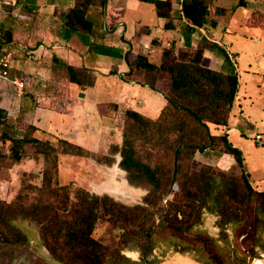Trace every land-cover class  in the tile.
Masks as SVG:
<instances>
[{"label":"trees","instance_id":"16d2710c","mask_svg":"<svg viewBox=\"0 0 264 264\" xmlns=\"http://www.w3.org/2000/svg\"><path fill=\"white\" fill-rule=\"evenodd\" d=\"M143 1L154 3L158 15L167 18L165 7L169 6L168 0ZM180 2L178 23L185 37L186 47H191L190 35L207 23L210 11L206 0ZM90 4L100 5L104 12L107 0L78 1L65 13L66 25L93 33L95 23L87 14ZM212 24L215 25V21ZM164 26L173 28L175 25L168 20ZM261 27L264 28V25ZM1 46L2 44L0 55ZM223 54L228 65L220 69L202 64V47H197L193 53L185 52L181 57L174 42L163 49L159 64L150 61L144 54H137L128 59L132 72L126 77L132 78L133 73L151 76L140 81L152 87L155 86L154 80L160 70L169 72L170 82L164 92L167 104L155 118L131 108L119 110L116 102L98 104L102 114H107L110 106L119 111L123 120L129 122L132 128L146 130L147 139L152 142L163 136L170 139L173 152L171 167L165 163L152 164L140 159L136 155L133 135L129 136L125 131L122 133L121 144L113 147L110 152L120 153L119 165L127 172V179L131 184H135L136 180L143 182L147 189L142 199L143 204L127 205L108 194L99 195L82 186H74L73 183H59L61 154L92 156L98 162L106 164L113 162V156L92 153L85 146L62 136H56L55 141L40 138L33 134V131L38 129L33 124L20 129L21 132H16L17 127L8 119V111L0 107L2 125L0 142L7 144L6 151L0 146V174H3L4 168L8 170L16 164L36 159L40 155L43 157L41 184L25 181L27 176L32 175L29 171L23 170L24 178L21 179V188L15 197L10 201L0 198V242L11 244L27 242L26 235L13 219L19 215L32 217L40 222V235L56 257L68 261L80 260L82 264H104L105 245L93 236L96 221L100 217L99 210L103 209L109 218L123 229L122 247L134 242L141 252L142 262L155 264L156 257L151 258L154 229L169 227L178 234H183L185 230H190L194 225L201 223L204 208L224 214L225 224L240 220V209L255 211L254 219L264 222V190H257L252 186L242 150L229 140L227 132L222 135L213 134L209 128L210 123L228 126L229 114L239 89L238 71L233 62H230L225 50ZM53 61L54 76L65 77L82 88L95 83L96 76L91 69L75 67L56 56ZM170 111L176 119L166 123L164 133L160 124ZM181 113L186 114L188 119H180ZM218 139L224 144V153L231 155L241 167V184L235 175H228L223 171L211 172L213 168L210 166L199 171L193 170V173L183 171L184 153H189L193 157L196 150L208 151L216 145ZM175 182L178 188L173 192ZM46 190L55 191L54 200H41L42 192ZM172 192L173 199L168 198L165 203L158 206L159 201ZM150 204L156 206L158 220L153 218L156 211H149ZM260 212L262 214H259ZM150 218L153 221L146 225ZM133 225L139 228H134ZM254 239L256 245L264 247L260 237ZM112 257L117 260H128V257L120 252V248Z\"/></svg>","mask_w":264,"mask_h":264},{"label":"rangeland","instance_id":"374dc122","mask_svg":"<svg viewBox=\"0 0 264 264\" xmlns=\"http://www.w3.org/2000/svg\"><path fill=\"white\" fill-rule=\"evenodd\" d=\"M241 1L245 6L239 7L236 11L235 5L240 4ZM112 2L117 3L118 14L122 16V20L130 23V31L136 29V38L145 32L144 24L157 26L159 23L154 6L150 3L138 0H112ZM206 3L210 11L207 23L209 25H212L213 21L216 23V28L212 27L213 30L210 34L221 41L225 52L231 55L239 76V89L229 114L228 126L210 123V132L218 135L227 132L229 140L242 150L245 168L249 172V180L254 187L255 181H258L259 177H264V28L261 27L264 25V0H212V2L206 0ZM213 4L227 7L221 8ZM139 17L142 18V21H137ZM155 33L159 37L158 42H152L149 46L142 41L140 44L136 42L133 52H148L149 59L158 63L163 47L169 45V39L172 36L171 32L165 31L161 27L156 28ZM200 44L202 48L208 45L207 48L213 49V54L216 57L224 59L221 49L219 50L205 41H201ZM197 47H199L197 41L191 47L183 46L179 55L183 57L185 52L193 53ZM210 55L202 59V64L208 67L216 66L218 60L214 59L215 62ZM111 56L105 57L104 61L112 69V72L118 75L113 77L106 71L99 73L96 85L90 88L87 93L99 101L112 100V102H119L123 106H132L155 117L159 113L160 103L165 99L152 88H138L130 82L125 83L121 76H127L130 71L129 65L121 64L120 60L112 59ZM157 73L158 71L155 74ZM136 76L140 79L151 78V76L139 73ZM1 80L3 79L0 78V82ZM52 80L54 81L53 89H50L49 92L57 95L59 102H55L56 98L52 97L49 102L50 106L57 109L62 105L66 107L69 96L68 80L58 76ZM58 81L60 82L58 83ZM154 82L158 88L167 90L170 82L169 72L160 70ZM72 85L77 88L75 84ZM39 99L40 101L37 103H43L41 96ZM87 115L91 120L90 122L85 121L80 133L69 130L68 124L70 125V123H67V119L64 122L55 120L54 129L58 128L60 136L85 146L92 153L101 156L112 155L113 162L108 165L109 168L103 170V172L106 171V176H102V167L92 156L61 154L59 183H73L74 186H82L99 195L108 194L127 205L143 204L142 199L147 192L143 182L136 180L135 184H131L127 179V172L119 165L120 153L112 154L110 152L113 147L121 144L122 133L125 131L129 136L133 135L136 155L140 159L152 164L165 163L171 167L173 152L170 139L163 136L155 142L148 140L146 130L132 128L129 122L123 120L120 112L111 106L107 109L108 116L101 115L97 112L96 107L89 108ZM172 115L171 111L168 112L161 121L160 126H163L164 133L166 123L176 119ZM47 116V112H39L34 122L47 126L49 123ZM179 118L188 119L187 115L183 113ZM8 119L17 127L16 132H21L20 129L31 124L20 117H8ZM109 126L110 128H108ZM107 128L109 130H106ZM1 130L2 125L0 124V133ZM33 134L54 141L56 136H59L56 133L39 129L34 130ZM0 146L3 151L7 150V144L0 142ZM182 156L183 171L193 173V170L199 171L210 166L213 168L211 172L223 171L228 175H235L237 181L242 183L241 167L231 155L224 153V144L221 139H218L216 145L208 151L196 150L193 157L189 153H184ZM42 164L43 157L40 155L36 159L16 164L8 170L4 168L3 174H0V198L10 201L15 197L21 188V179L24 178L23 170L29 171L32 175L31 177L27 176L25 181L41 184ZM104 179L105 181H103ZM177 188L178 184L175 182L173 192ZM173 192L159 201L158 206L165 203L168 198L173 199ZM55 197L54 190H46L42 192L41 200L51 201ZM148 207L149 211H156L155 205L150 204ZM239 213L240 220L225 224L224 214L204 208L201 223L194 225L190 230H185L183 234H178L169 227H156L152 234L154 242L151 258L156 257L159 264H251L255 258L264 259V247L256 245L254 239V237H260L264 242V222L254 219L255 211L240 209ZM99 214L100 217L96 221L93 236L105 245L104 264L117 262V259H114L112 255L118 248L128 257V262L136 261L140 256V251L135 243L130 242L129 246L122 247L123 229L114 223L103 209L99 210ZM153 218L158 220L157 211L153 214ZM13 221L24 232L27 242L20 244L0 242V264H82L80 260L68 261L54 255L40 235L38 219L19 215ZM151 221L153 220L150 218L146 225H150ZM133 226L139 228L137 225Z\"/></svg>","mask_w":264,"mask_h":264},{"label":"crops","instance_id":"0c3cea01","mask_svg":"<svg viewBox=\"0 0 264 264\" xmlns=\"http://www.w3.org/2000/svg\"><path fill=\"white\" fill-rule=\"evenodd\" d=\"M78 1L83 0H0V44H2L0 57L6 54L9 55L11 65L9 76H0L3 79L0 82V107L8 111L9 117H20L31 124L34 123L39 130H46L47 132L56 134H58V128L54 129L53 123H55V120L64 122L67 119V123H70V125L68 124L69 130L71 132L79 131L80 133L85 121L90 122L91 120L87 115L89 108L96 107L97 112L108 116L99 111L98 104L101 102H112V100L99 101L87 93L90 88L96 85L99 73L106 71L107 74H112L113 77L118 75L112 72L109 65L105 63V57L112 55L110 58L120 60L121 64L129 65L130 71L127 73L128 76L132 72L128 59H132L137 54L148 56V52H133L136 42L140 44V41H142L148 46L152 42H158L159 37L155 32L156 28L160 27L165 31L171 32L172 37L169 39L168 46L174 42L178 51H181L182 47L186 46L185 37L177 18L181 8V0H168L169 6L165 7L168 13L167 18L158 15L154 3L147 2L154 6L159 23H157V26L144 24L143 29L145 32L138 38H136V29L130 31V23L122 20V16L118 14L117 3L112 2V0H107L104 12L98 4H90L88 6L87 14L95 23L93 33L74 29L66 25L64 15ZM138 1L146 2L143 0ZM213 5L221 8L227 7L219 4ZM243 6H245L244 3L243 5H235L236 11L239 7ZM168 20L175 25L173 28H165L164 25ZM137 21H142V18L139 17ZM212 25L206 23L203 27H200L199 31L193 32L189 37L190 43L194 45L197 41V46H201L200 42L205 41V43L212 44L219 50L221 49L220 51L223 53L222 50L225 49L224 45L210 34L213 30L212 27L216 28V23ZM168 46L163 47V49ZM207 47L208 45L203 48V59L207 55L212 54L210 55L212 59L218 60V64L210 66L211 68L220 69L228 65L223 57H216L213 54L214 50H210ZM54 56L75 67L89 68L96 76L95 83L85 88H82L75 82L68 81V103L66 107L62 105L58 109L50 106L49 103L52 97L56 98L55 102H59L57 95L49 92L50 89H53L52 83L54 81L52 78H57L53 73L55 65L53 61ZM228 56L230 62H233L235 65L229 53ZM160 61L154 63L159 64ZM214 61L216 62V60ZM131 77L129 79L121 76L125 83L130 82L138 88H152L158 92L160 97L165 99L160 103L159 113L155 116L157 117L162 108L167 104V99L164 95L165 90L158 88L156 84L154 87L144 84L134 73ZM14 79L23 82L21 89L15 85ZM72 84H75L77 88ZM39 96L42 97L43 103H37L41 99H39ZM116 103L119 110L125 108L137 110L132 106H123L119 102ZM42 111L48 113L46 118H49V123L47 126L34 122L38 113ZM139 112L149 116L142 111ZM108 128L106 130H109ZM99 164L102 167V176H106V171L103 172V170L109 168V164L100 162ZM255 183V189L264 190V177H259Z\"/></svg>","mask_w":264,"mask_h":264},{"label":"built area","instance_id":"2783aa9c","mask_svg":"<svg viewBox=\"0 0 264 264\" xmlns=\"http://www.w3.org/2000/svg\"><path fill=\"white\" fill-rule=\"evenodd\" d=\"M0 7H1V2H0ZM10 68H11V65H10V57H9V55L6 54V55L0 57V76L1 77L9 76ZM14 83L20 89L23 87V82L18 80V79H14Z\"/></svg>","mask_w":264,"mask_h":264},{"label":"flooded vegetation","instance_id":"af4514ba","mask_svg":"<svg viewBox=\"0 0 264 264\" xmlns=\"http://www.w3.org/2000/svg\"><path fill=\"white\" fill-rule=\"evenodd\" d=\"M140 255H141V252H140ZM115 264H144V263L142 262V260H141V258L139 256V258L136 259V261H134L133 263H130L127 260H124V259H120V260H117V262H115ZM155 264H159V263L156 261Z\"/></svg>","mask_w":264,"mask_h":264},{"label":"water","instance_id":"95a60500","mask_svg":"<svg viewBox=\"0 0 264 264\" xmlns=\"http://www.w3.org/2000/svg\"><path fill=\"white\" fill-rule=\"evenodd\" d=\"M258 259L261 260V261L259 263H257V264H264V259L263 258H255L251 264H255V260H258Z\"/></svg>","mask_w":264,"mask_h":264},{"label":"bare ground","instance_id":"6f19581e","mask_svg":"<svg viewBox=\"0 0 264 264\" xmlns=\"http://www.w3.org/2000/svg\"><path fill=\"white\" fill-rule=\"evenodd\" d=\"M261 260H255V264H257V263H259ZM187 264H189V263H187Z\"/></svg>","mask_w":264,"mask_h":264}]
</instances>
